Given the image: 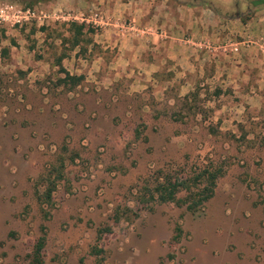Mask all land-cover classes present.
Masks as SVG:
<instances>
[{
    "label": "rangeland",
    "instance_id": "obj_1",
    "mask_svg": "<svg viewBox=\"0 0 264 264\" xmlns=\"http://www.w3.org/2000/svg\"><path fill=\"white\" fill-rule=\"evenodd\" d=\"M0 1L46 16L0 26V264H29L43 227L45 264H264V101L250 98L256 87L236 97L170 61L158 80L132 89L94 65L114 56L96 26L87 24L94 33L72 48L67 25L90 9L74 0ZM245 1L177 3L200 9L217 31L196 41L232 47L264 38L242 34L264 28V7L233 17L234 3L244 10ZM65 71L83 82L70 90L60 83ZM206 168L224 175L199 204L206 183L196 178ZM162 174L190 189L160 202L153 189Z\"/></svg>",
    "mask_w": 264,
    "mask_h": 264
},
{
    "label": "crops",
    "instance_id": "obj_2",
    "mask_svg": "<svg viewBox=\"0 0 264 264\" xmlns=\"http://www.w3.org/2000/svg\"><path fill=\"white\" fill-rule=\"evenodd\" d=\"M177 1L74 0L76 8L81 4L82 10L90 11L80 13L67 26L71 27L72 23L85 26L91 23L96 26L101 40L99 43L106 50L112 49L114 56L111 60L97 56L94 65L110 67L113 72L109 79L116 81V77L126 78L128 82H132V89L145 82L158 80L165 63L171 61L180 67L181 74L190 76L195 73L192 76L194 78L221 81L234 89L233 94L236 97H246L248 90L256 87L258 91L250 98L260 95V101H264V45L256 41L247 46H239V51L235 52L231 46L196 41L197 36H207V39L215 36L217 31H213L211 25L206 24L200 9L185 7ZM49 17L57 18V14ZM78 18L81 19L80 22ZM220 33L222 35L227 32ZM243 33L259 37L264 35V28H260L259 24L254 32L247 29ZM83 42L75 46L71 39L70 44L76 49ZM95 48L100 49L97 45ZM81 51L85 53L87 50L84 48ZM240 53L243 57L238 59ZM207 67H211L214 72L206 74ZM219 70L228 72L225 78L218 76ZM191 84V80H186L181 89L185 90ZM187 93L186 96L191 95Z\"/></svg>",
    "mask_w": 264,
    "mask_h": 264
},
{
    "label": "trees",
    "instance_id": "obj_3",
    "mask_svg": "<svg viewBox=\"0 0 264 264\" xmlns=\"http://www.w3.org/2000/svg\"><path fill=\"white\" fill-rule=\"evenodd\" d=\"M70 33H71V39H73V43L75 46H79L81 42H83L85 35L88 33H94L91 31L90 28H87L85 24L80 25L77 23H72L70 27ZM65 73V78L60 80V83L62 85H69L70 90L78 87L84 80L82 76H71L67 71ZM195 96V95H194ZM191 96H186L185 99L188 100L192 98ZM224 175L223 170H216V169H209L206 168L203 171H201L196 180L198 183L205 182V187L199 192V196L201 197L199 200V204H204L210 201L215 194V188L217 187V182L220 178H222ZM61 178V176H60ZM56 183L51 182V186L47 189L46 194V200L50 201L52 200V193L56 189ZM190 189L187 187V184L185 181L171 178L169 176L163 175L160 176L156 182V186L153 189L154 195H157V198L162 203L167 202H173L176 200L177 195H179L182 191ZM151 199H154V196L151 195ZM187 201V200H186ZM110 231V230H109ZM43 235L38 239L36 242L33 252L31 253L29 259V264H45L44 258H43V252L46 247L47 242V235H46V228H42ZM100 250H98V253ZM98 255V254H97Z\"/></svg>",
    "mask_w": 264,
    "mask_h": 264
},
{
    "label": "built area",
    "instance_id": "obj_4",
    "mask_svg": "<svg viewBox=\"0 0 264 264\" xmlns=\"http://www.w3.org/2000/svg\"><path fill=\"white\" fill-rule=\"evenodd\" d=\"M46 16H40L34 10L30 8H24L21 6L13 5L8 2L0 1V26H18L26 23H31L33 21L41 22ZM264 45V38L260 42ZM244 45H249V43H243ZM235 52L239 51V45H232Z\"/></svg>",
    "mask_w": 264,
    "mask_h": 264
},
{
    "label": "flooded vegetation",
    "instance_id": "obj_5",
    "mask_svg": "<svg viewBox=\"0 0 264 264\" xmlns=\"http://www.w3.org/2000/svg\"><path fill=\"white\" fill-rule=\"evenodd\" d=\"M239 3L236 2L234 3V9H235V14H234V18H240L244 15V13H246L247 15L250 14L251 10L253 8H257V7H264V0H246L242 6H244V10H241V8L239 7ZM212 9H214V12H217L218 7L213 6V4L211 3V7Z\"/></svg>",
    "mask_w": 264,
    "mask_h": 264
}]
</instances>
